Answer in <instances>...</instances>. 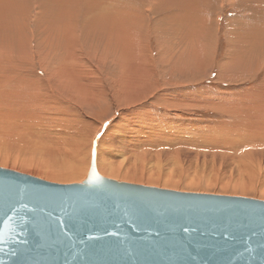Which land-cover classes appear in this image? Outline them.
I'll use <instances>...</instances> for the list:
<instances>
[{
	"label": "rangeland",
	"instance_id": "rangeland-1",
	"mask_svg": "<svg viewBox=\"0 0 264 264\" xmlns=\"http://www.w3.org/2000/svg\"><path fill=\"white\" fill-rule=\"evenodd\" d=\"M12 1L13 0H9L5 7H0V17L3 20L2 23H0V26H5L7 17L10 19L13 12H19L20 10V13L22 14L19 15V17L22 27L23 25L24 27L26 26V30H32L33 33L35 29L37 30V26H41L42 23L46 24V20H48V18H53L55 15L54 13L56 10L51 11L49 7L59 1L62 3V0H31L32 3L30 0H17L18 4H16L13 8ZM108 1L110 0H94L95 3H99L103 8L104 4L108 3ZM111 1L112 4L117 7H115V9L113 6V8L116 11L119 10L118 13H113V15H122L123 20L125 21H128V16L121 14L120 12H124L126 9L128 11L129 6L133 10L137 9L142 15V17L136 16L134 18L136 27H132L131 30L135 44L138 46L139 50L142 49L144 55L147 57V59H144L147 61H143V64L141 62L140 69L137 74H144L145 77L149 78L147 84L151 87H148L147 90H145L144 87H141V89L139 88L137 92H133L131 90H128V92L125 89L127 87L125 80L129 77L124 72H129V70L127 65L124 63L123 57L120 56V53L123 52H119L117 56H114L113 54V56L111 55L98 60L93 55L90 57L87 54L84 60L81 59L83 64L81 61L79 64L82 73H85L83 74V77L89 80H93L95 78L97 79L93 80L95 81L94 87L93 82L84 83L88 87H91V91L100 90V87L101 90L103 89V96L101 97L102 94L99 95L101 97L100 99L95 98L94 100H89L91 101L89 102L82 98V95L76 94L74 91H70L69 88L63 89L61 86L57 87L55 83L53 84L52 81H54V77H48L40 66L41 59L36 55V53H34V57L32 56V59L35 65L34 68H36V71H39L40 76L38 77L41 79L40 82H48L54 93L53 97L45 98V103L47 105L50 104L48 106H50L54 111L56 110L63 114L65 112L64 115H67L68 117L70 116L69 118L72 122L69 119L70 123H67L70 127V131H73L74 128H72L71 123L75 126L73 122L80 121V124H84L82 126H85L83 129L86 128L84 129L85 131L83 130L82 132H86L90 135V131L95 130V132L98 133L93 137L90 148V159L89 161L86 159L89 166L85 165V174H83V177L82 175L78 177L79 174L77 173L73 175L71 174V178H63L59 181L39 176L19 168H12L11 166L0 165V167L26 173L51 182L80 183L87 175L90 167L92 149L93 146H96V160L100 158V154L98 155L99 149L101 150V153L104 150L105 152L103 151V153H106L104 155H107L109 161L119 166V168L121 167V170L123 171L129 170L132 174H134V176L142 175L144 178H151L150 180H157L159 178H161L159 180L169 179L172 182H176L178 185H161V183L147 182L146 179L143 181H136L127 178L123 179L124 177L122 175L116 176L110 173L102 172L101 169H98V173L104 177L112 178L117 181H125L178 191L235 195L264 200V196L261 194V192L264 191V151H262L264 150V144H262L264 143V138H257L251 141V146H254L252 149H250V144V147H248V145H244L249 142L244 143L241 141L235 133L236 131L237 133L239 131L231 129L232 124L237 122L235 119H237L236 115H238L239 112L236 111V115L235 111H231L229 113V111H227L222 104V100H225V98L228 103L231 99H237L235 94H241V96L244 97V94L246 96L248 90L253 92L262 86V82L264 81V49L262 48H264V46L259 51V44H264V39H262L264 38V0H173V2L172 0H163L159 11H154L153 7H151L153 3L152 1L154 0ZM26 4L30 6V10L29 17L27 21L24 22L23 17L26 12ZM78 4L79 5L77 6H79V8H76L77 6H72V8L75 9L71 15H75V12L77 11L83 12L84 8L88 6V4L83 5L81 2ZM209 4H212V6H209ZM64 6L66 8L71 7L67 1ZM12 9H14V11H12ZM188 10H193L190 13H194V11H196V13H194L196 15L195 17L193 14L194 20L199 21V16L202 17V19L207 20L209 29H200L198 30L200 32H197L196 30H189L188 28L191 27V24L186 25L187 23L185 24V22L188 20L184 19L189 18V12L187 13ZM208 12L210 14H208ZM57 13L58 11L56 14ZM79 17L78 21L80 22L82 21V17ZM179 17H183V21ZM70 18L73 19V17ZM98 19L99 18L95 21L98 22ZM43 20L45 22H43ZM141 22H144V24L147 23L146 26H144ZM87 24L88 23H84L83 25L80 24V27H78L76 31H78V34H81L80 47L83 51H88V47L92 44L90 46V52H94L96 48H101V42L99 41L101 36L99 35L100 33H96L95 30H85L83 27ZM22 29L25 30L24 28ZM38 30H40V28H38ZM205 31H207V33ZM195 32L197 34L199 33V40L205 41L203 52L200 53V59L202 60L201 64L203 65H195V67L193 66L194 68H191L190 70L175 68L166 60L165 55H160V53L162 54L169 49V45L176 44V42L183 45V49L185 47V49L188 50L186 46L191 44L188 43L189 38ZM39 33L37 34L39 37L36 35V39L38 41L42 38ZM42 35H44V33H42ZM82 35L85 37L86 42H83ZM96 35L97 37H95ZM257 36L260 37L258 38ZM210 38L212 40H210ZM209 40L212 41V44ZM253 41H257L255 42L257 43V50H255V47L252 46V43L254 44ZM194 45L195 43L193 46ZM178 50L180 51L181 47L178 48ZM230 56H235L236 58L234 59H237V61L239 60L240 63L232 65L231 68L229 67L230 70L228 71L226 68L232 61H229ZM260 62H262V66L257 69ZM225 71L227 73H225ZM29 75L30 76L28 77L30 78L35 77L34 75ZM87 76L89 77L87 78ZM40 82L39 84H41ZM137 83L145 86L143 81H137ZM123 84L126 85L124 89H122ZM96 85L100 86L98 87ZM168 93L172 96L179 94V97L167 100V98L169 99L170 97ZM232 93L234 94V97L230 96V94L233 96ZM160 97H164L165 99H161ZM158 116L163 117L164 120L168 119L173 125H175L169 130L178 136H167L166 138L162 137V140L164 141H160L159 139L161 138L154 140L153 138H148L146 140L148 144L145 140L136 142L128 138V135L126 134H124V137L128 139L120 137L119 130L121 129V126L126 125L124 128L127 129L129 128L127 124H137L136 122H132L133 120L136 121L135 117H139L142 121V119H147L148 117L149 118L147 120H153V118L155 119ZM81 118L85 119L81 120ZM250 120L252 124L250 123ZM250 120H244V122H247L246 125L242 123L244 124L242 127H249L248 122L251 124L250 126H255L257 124L255 123L253 125V119ZM49 121L51 122V120ZM89 123L91 124L90 127H94L90 129L87 126ZM66 126L67 125H65V127ZM148 126L149 125L147 124H142L141 129H145ZM87 129L88 132L86 131ZM53 132L54 131L52 130V133ZM124 132L125 130H123V133ZM210 132L221 136L225 133H229V136L236 137L239 140V143L243 142L245 147L242 148L240 144L232 143L237 140L233 141L230 137L225 139L218 137L211 139L209 136V138H207V135H203ZM14 134L15 136L13 135V137H15V141H17L20 134L23 136L20 137V140L21 138H26V136L30 138L29 140H32V137L25 133L23 134V132ZM62 136L63 138H61L65 140L63 134ZM6 137H0V157L9 156L10 158L19 157L22 159H28L31 160V164H37L38 159V161H42V153L38 151L36 152L34 148H29L32 146H29L31 141L28 142L29 144L27 143V138L23 139L27 143V147H25L26 144H22V142L25 143L24 141L21 140L22 142L20 141L19 144L18 139L16 142L17 144L15 143L13 145L15 141H12V135L9 140V137ZM149 140H151L150 142L152 143L149 144ZM207 140L209 141L206 142ZM168 141H170V143ZM203 141L206 142L207 145H205L206 143H203ZM225 141L227 144H224ZM229 141L232 142L230 143ZM254 142L255 144L253 145ZM256 142L257 144L262 142L260 143L261 149L258 148L259 145L257 146ZM15 145L17 146L15 147ZM239 146L242 151L239 150ZM247 147L249 149H247ZM256 147L260 150V152L256 149ZM217 148L219 150H217ZM136 150L138 151L137 154L135 152ZM144 150H146L145 155L142 153ZM220 150L222 153L218 152ZM171 151H173V153ZM243 151H249L248 153H250L251 158H248V153H243ZM253 151L255 153H253ZM133 152L138 156L135 157ZM256 152H258V154ZM36 153H40V158H38L39 156ZM148 154L150 155L148 156ZM243 154L244 156L240 157ZM253 154L256 155L253 156ZM176 156H178L179 159H177L178 157ZM150 157L151 159H149ZM254 157L256 158L255 160ZM238 158L243 159L237 160ZM188 183H195V186L187 187L186 185Z\"/></svg>",
	"mask_w": 264,
	"mask_h": 264
},
{
	"label": "water",
	"instance_id": "water-1",
	"mask_svg": "<svg viewBox=\"0 0 264 264\" xmlns=\"http://www.w3.org/2000/svg\"><path fill=\"white\" fill-rule=\"evenodd\" d=\"M96 147V146H95ZM0 167V264H264V200Z\"/></svg>",
	"mask_w": 264,
	"mask_h": 264
},
{
	"label": "bare ground",
	"instance_id": "bare-ground-1",
	"mask_svg": "<svg viewBox=\"0 0 264 264\" xmlns=\"http://www.w3.org/2000/svg\"><path fill=\"white\" fill-rule=\"evenodd\" d=\"M8 1L9 0H0V7H3V6L5 7V5ZM66 1H67V3H69V5H71L70 8L65 7L67 4L64 6ZM147 1H150V0H147ZM162 1L163 0H154V1H152L153 3L151 2L152 3L151 7H153L154 11L155 10L159 11V8L161 9ZM165 1H167V0H165ZM12 2H13V8H14L15 5L18 4V2H17V0H13ZM30 2L32 3L31 0H30ZM79 2H81V4H83V5L88 4V6L86 8H84L83 12L77 11V12H75L77 15L76 14L71 15V14H73V11L75 9V8H72V6L76 7L77 5H79L78 4ZM172 2H173V0H172ZM45 4H47V3H45ZM210 5L212 6V4H209V6ZM113 6H114V8L116 7L115 5L112 4L111 0L108 1V3L104 4V8L99 3H95L94 0H82V1L81 0H62V3H60V1H59L58 3H55L54 5L49 7L51 11L52 10L53 11L56 10V12L58 11L57 14H56V12L54 13L56 16L54 15L53 18H50V19L47 17L48 20H46L47 21L46 24H43L41 22L42 23L41 26H37L38 28H40V30H38V28H37V30L36 29L34 30V33L32 30H26L27 29L26 26L24 27V25H23V27H22V23H20V17H19V15L22 14V13H20V10H19V12H13V15L10 17V19L7 17V21H6L5 26H0V135H1L0 137L3 138L4 136L5 137L8 136L9 138L8 137H6V138H8V140H9L11 138V135H12L11 139H12V141L13 140L15 141L16 139H15V137H13V135L15 136L14 133L23 132V134L25 133V134L29 135L30 137H32V140H29L30 138L26 135H24V136H26L27 139L21 138V140L24 141L23 139H26L27 143L29 141H31L29 146H32V147H29V148H34L36 152L38 151V152L42 153L41 156H43V158H44V159L42 158V161H38L39 160L38 159L37 164H31L30 163L31 160H28V159H22L19 157L10 158L9 156H3V157H0V165L11 166L12 168L14 167L17 169L19 168L22 170H26L27 172L37 174L39 176H43L46 178H50V179H54V180L59 181V180H62L63 178H66V179H68V177L71 178L70 177L71 174L73 175V174L78 173L79 174L78 177H80V175H82V177H83V174H85V168L84 167H85V165L89 164L86 162V159H88L87 161H89V159H90V151H91L90 148H91V144L93 141V137L96 136L98 133L95 132V130H93V129H92L93 131L89 130L90 135H88V133H86V132L85 133L82 132L86 128L83 129V127H85V126H82L84 124L81 125L80 121L73 122L75 126H73V124L71 123L72 128L73 127L74 128H73V131L72 130L70 131V127L67 124V123H70L69 122L71 120L69 118L70 116L68 117L67 115H64L65 112L63 114V113H60L56 110L54 111L50 106H48L50 104L47 105L45 103V98L53 97L54 93H53V90H51V86L49 85L48 82H45V83L40 82L41 79L38 77V76H40L39 71H36V68H34L35 65H34V62L32 59V56L34 57V53H36V55L41 59L40 66L45 71V73L48 75V77H50V78L54 77V81H52L53 84L55 83L57 87L61 86V88H63V89L69 88L70 91H74L76 94L82 95V98L86 99L87 101L94 100L95 98L100 99L103 96V89L101 90V87H100V90L98 89L99 91L98 90L97 91H94V90L91 91V87H88L84 83V82H93V87H94L95 81H93V80L97 79V78H95L93 80H89V79H86L83 77V74H85V73H82V70L80 69L79 64H80L81 59L84 60V58L87 54L90 57H92V55H93L98 60V59H103L105 57H109L111 55L113 56V54H114V56H117L119 52H123V53H120V56L123 57L124 63L127 65L129 72L125 71L124 73H126L129 78H127L125 80V82H126L125 84H127V87L125 88L126 85L123 84L122 89L125 88L127 91L131 90L133 92H137L139 90V88L141 89V87H144L145 90H147L148 87H151L150 85L147 84L149 78L145 77L144 74H137V72L140 69L141 62L143 64V61H147V60H144V59H147V57L144 55L142 49L139 50L138 46L135 44V40L133 38V33L131 30V28L135 26L134 18L136 16L142 17V15L140 14V12L137 9L133 10L129 6L128 11L126 9L124 12H120L121 14L128 16V21H125V20H123L122 15H113V13L116 14L119 11V10L116 11L115 9L117 7L114 9ZM19 8H20V6H19ZM76 8H79V6H77ZM102 9H103V11H102ZM29 10H30V6L26 4V12L24 14L25 16L23 17V15H22L24 22H26L28 17H29ZM162 10H164V9H162ZM12 11H14V9H12ZM151 11H153V10H151ZM191 11H193V10L187 11V13L189 12V14H188L189 18H187V19L184 18L185 20L189 21V24H188V21L185 22V24L187 23L186 25L191 24V27L188 29L189 30H196L197 32H200V31H198V26L202 27L201 25L203 24L202 29L204 30L206 20L202 19V17H200V16L198 17V18H200L199 21L194 20L193 14L196 13V11H194V13H190ZM208 14H210V13L208 12ZM208 14H207V16H208ZM175 15H176V13H175ZM79 16L82 17L81 18L82 21H80V22L78 21V18H80ZM195 16L196 15L194 14V17ZM70 17H73V19H71ZM89 17H90V19H89ZM97 18H99L98 22L95 21ZM179 18H181V17H179ZM182 18H181V20H182ZM191 19H193V20H191ZM131 20H132V22H131ZM2 21L3 20L0 17V23H2ZM179 21H178V23H179ZM43 22H45V21L43 20ZM170 22H171V20H170ZM195 22H197V24L194 25ZM84 23H88L85 27H83L85 30H95L96 33H98V32L100 33V34L99 33L98 34L101 36L100 40H99L101 42V45H100L101 48L99 49V48L95 47L96 49L94 52H90V48H91L90 46L92 44L88 47V51H83V49L80 47L81 34H78L77 33L78 31H76V30L78 29V27H80V24L83 25ZM142 24H144V22ZM146 24H144V26H146ZM174 24H176V23H174ZM36 25H38V24H36ZM22 28H24L25 30H23ZM72 30H74V31H72ZM170 32H169V34H170ZM205 32L207 33V31H205ZM38 33H39L40 37L42 36V38H40L41 40L38 38L40 41H38L36 39V35ZM42 33H44V35H42ZM199 36H200L199 33L197 34L196 32L190 36L188 43H191V44L189 46H186V48L188 50H186L185 47L183 49L182 48L183 45H180V43L176 42V44H171L173 47L171 45H169V49H167L162 54L160 53V55L161 56L165 55L166 60L168 62H170L175 68H182L185 70L186 69L190 70L191 68H194L195 65L196 66L197 65H203V64H201L202 60L200 59V53L203 52V49L205 47V41L199 40ZM95 37H97V35ZM253 37H255V36H253ZM257 37L259 38L260 36H257ZM262 39H264V38H262ZM82 40H83V42L84 41L86 42V39L83 35H82ZM210 40H212V39L210 38ZM209 41H207V42H209ZM253 42H254V44L252 43V46H254L255 50H257L256 49L257 43H255L257 41H253ZM169 43H170V41H169ZM194 43H195V45L193 46ZM210 43L212 44V41H210ZM179 46L181 47L180 51L178 50V48H180ZM263 46H264V44H259V51ZM262 49H264V48H262ZM198 51H199V53H198ZM244 54H245V52H244ZM188 58H192V59H188ZM234 58H236V57L235 56L229 57V61H231V60L232 61L230 62V64L226 68L228 71L230 70L232 65H237L240 63L239 60L237 61V59H234ZM247 61H248V59H247ZM243 62H245V61H243ZM82 64H83V62H82ZM261 66H262V62H260L258 64L257 69H258V67L260 68ZM90 68H92V67H90ZM225 73H227V72L225 71ZM29 74L34 75L35 77L30 78V77H28V76H30ZM88 77L89 76H87V78ZM93 78H94V76H93ZM137 81H143L145 86L138 84ZM39 82L41 84H39ZM96 86L99 87L100 85H96ZM252 90H253V88H252ZM254 90H255V88H254ZM99 95H101V97ZM135 95H136V93H135ZM235 95L237 96L236 100L235 99L232 100L231 97H234V94H233V96L230 94L231 101L229 100L227 103V100L225 98V100L224 99L222 100V104L225 107V109L227 111H229V113L231 111H235V115H236V113L239 112L238 115H236L237 119H235L237 122L235 124H232L231 129H233L234 131L238 130L239 131L238 133H237V131L235 132L236 135H238V138L241 141H243L244 143L249 142L248 144H244V145H248V147H250L251 141H253L257 138H264V81L262 82V86H260L258 89H256V91L252 92V91L248 90L246 93V96L244 94V97H242L241 94L240 95L235 94ZM164 97L163 98L160 97V98L165 99ZM178 97H179V94H176L175 96L170 95L169 99L167 97L166 98H167V100H171V99H175ZM227 97H229V96H227ZM89 102H91V101H89ZM164 103H166V102H164ZM82 119L84 120L85 118H81V120ZM135 119H136V121L133 120L132 122H136L137 124L129 123V124H127L129 126V128H127V129L124 128V126H126V125L123 124L124 126H121V129L119 130L120 131V137H122L123 139L130 138L136 142H141L143 140L146 141L148 138H153V140L157 139V138H161V139H159L161 141L162 137L166 138L167 136H178L174 132L169 130L172 127H174L175 125H173L168 119L164 120L163 117L158 116L155 119L153 118V120L150 119L151 121L147 120L145 118L142 119V121H141V119L139 117H135ZM247 119H248V121L250 119H253V121H254L253 125L255 123H257L258 125L256 124L257 126L256 125L250 126L252 124L251 120H250L251 124L248 122L249 127H246V126L242 127V126H244V124L246 125L247 121L244 122V120H247ZM49 120H51V122ZM71 122H72V120H71ZM238 122H240V123H238ZM84 123H86V122H84ZM242 123H244V124H242ZM142 124H147L149 126L145 129H141ZM65 125H67V126L65 127ZM90 125H91L90 123H89V125L87 124V126L90 129L94 127V126L90 127ZM112 125H114V124H112ZM94 129H96V128H94ZM52 130L54 131L53 133H55V134L52 133ZM123 130H125L124 133H123ZM86 131L88 132V129ZM3 134H4V136H3ZM62 134L64 135L65 140L62 139L63 138ZM107 134H109V133H107ZM124 134L128 135V138H125ZM203 135H207V138L210 137L211 139L217 138V137L225 139V138L230 137L233 141L237 140L236 142L231 141L232 143H234V144L238 143L242 146V148L245 147L243 145V142L239 143V140L236 137L229 136V133L223 134V135H228V136H223V135L221 136L219 134H215L212 132L205 133ZM231 135H235V134H231ZM20 137H23V136H21V134H20V136L17 138V141L19 139V141H18L19 144L21 141ZM201 137H203V136H201ZM168 138H171V137H168ZM173 138H175V137H173ZM204 138H205V136H204ZM61 140H63V141H61ZM214 140H212V141H214ZM2 141H3V139H2ZM17 141H15L14 143L12 142L13 145ZM26 141H24L25 143L22 142L23 145L26 144L25 147H27ZM64 141H66V142H64ZM150 141L151 140H149V144L152 143ZM162 141H164V140H162ZM165 141H167V140H165ZM171 141H172V139H171ZM208 141L209 140H207L206 142H208ZM168 142L170 143V141H168ZM206 142L203 141V143H206ZM216 142H217V140H216ZM209 143H211V142H209ZM260 143H262V142H259L258 144L256 142L257 146L259 145L258 148L261 149ZM140 144H142V143H140ZM147 144H148V142H147ZM220 144H222V143H220ZM224 144H227L226 141ZM249 144H250V146H249ZM254 144H255V142L253 143V145ZM262 144H264V143H262ZM10 145H11V143H10ZM205 145H207V143ZM16 146L17 145H15V147ZM88 146H89V148H88ZM210 146H211V144H210ZM94 147L95 146H93V148ZM248 147H247V149H249ZM253 147L254 146H251L250 149H252ZM22 148H24V147H22ZM207 148H210V147H207ZM258 148L256 147L257 150H258ZM263 148H264V146H263ZM211 149H213V148H211ZM96 150H95V162H96L97 171H98V169H101L102 172L110 173L112 175H116V176L122 175L124 177L123 179L127 178V179L136 180V181H138V180L143 181L144 179H146L147 182L161 183V185H164V184L173 185V186L178 185V184H176V182H172L169 179L159 180V179H161V178H159L157 180H155V179L150 180L151 178H144L142 175L141 176H134V174H132L129 170L123 171V170H121V167L119 168V166H117L113 162L109 161L107 155H104L106 153H103L104 150L101 153V150L99 149L98 155L100 154V156H99L100 158L98 160H96V155H97ZM155 150H157V149H155ZM217 150H219V149L217 148ZM239 150L242 151L241 147ZM138 151H139V149H138ZM138 151L137 150L135 151L136 154ZM144 151H142V153H144V155H145L146 150H144ZM175 151H178V150H175ZM258 151L260 152V150H258ZM262 151H264V150H262ZM171 152L173 153V151H171ZM171 152H170V154H171ZM218 152H221V150ZM248 152L249 151H247V152L243 151V153H248ZM40 153H36V154L39 156ZM154 153H155V151H154ZM253 153H255V152L253 151ZM256 153L258 154V152H256ZM133 155L135 157L138 156V155H135V153ZM149 155L150 154H148V156ZM254 155H256V154H253V156ZM243 156H244V154L240 157H243ZM91 157H92V154H91ZM143 157H145V156H143ZM173 157H174V155H173ZM176 157H178V156H176ZM247 157L251 158L250 153H248ZM38 158H40V156ZM149 159H151V157ZM177 159H179V157ZM239 159H241V158H238L237 160H239ZM255 159L256 158L254 157V160ZM174 160H176V159H174ZM251 160H253V159H251ZM246 161H247V159H246ZM86 170H87V168H86ZM75 178H76V176H75ZM75 178H73V179H75ZM194 184L195 183H188L186 186L187 187H194L195 186ZM263 193H264V191L261 192V194L264 196Z\"/></svg>",
	"mask_w": 264,
	"mask_h": 264
},
{
	"label": "crops",
	"instance_id": "crops-1",
	"mask_svg": "<svg viewBox=\"0 0 264 264\" xmlns=\"http://www.w3.org/2000/svg\"><path fill=\"white\" fill-rule=\"evenodd\" d=\"M198 23H199V22H198ZM201 23H202V22H201ZM195 24H197V23H194V25H195ZM201 26H202V27H199V26H198V30H199L200 28H201V29L203 28V24H202ZM208 27H209V24L207 23V20H206V22H205V28H206V29H209ZM205 28H204V30H206ZM202 30H203V29H202Z\"/></svg>",
	"mask_w": 264,
	"mask_h": 264
}]
</instances>
